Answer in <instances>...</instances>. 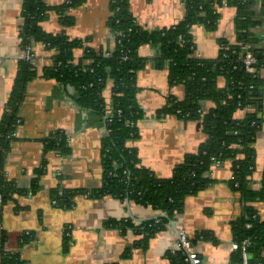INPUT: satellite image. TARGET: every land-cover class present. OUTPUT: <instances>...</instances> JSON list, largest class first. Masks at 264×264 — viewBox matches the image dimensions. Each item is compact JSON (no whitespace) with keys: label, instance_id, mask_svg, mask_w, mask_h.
<instances>
[{"label":"crops","instance_id":"obj_1","mask_svg":"<svg viewBox=\"0 0 264 264\" xmlns=\"http://www.w3.org/2000/svg\"><path fill=\"white\" fill-rule=\"evenodd\" d=\"M68 1L44 0L50 7ZM113 1L84 0L70 10L73 23L68 26L58 11H51L40 26L47 34H65L69 40L83 42L73 52L75 63L84 59L88 49L111 55L117 42L110 25ZM128 2L137 26L148 32L174 27L186 16V0ZM23 10L24 0H0V124L25 59ZM254 11L261 19L254 33L264 48V9L258 5ZM219 13L215 30L200 24L190 30L199 57L218 60L221 41H237L236 8L225 5ZM31 46L37 76L27 85L20 122L3 163L5 180L25 191L17 193L3 209L6 248L19 254L23 264H172L169 255L178 241V231L184 230L202 264H232L233 224L244 214V205L231 183V163L214 164L207 175L209 185L188 196L184 212L146 240L142 232L146 224H158L167 214L132 198L100 194L105 182V120L78 104L75 87L45 75L56 52L42 42ZM139 54L150 63L136 75V98L143 118L136 124L137 137L128 146L136 149L141 168L156 178L170 179L188 155L199 153L209 135L199 121L168 111L173 99L185 100L186 88L172 84L168 70L152 63L160 55L159 48L144 45ZM260 75L264 80V68ZM218 84L223 88L225 78H219ZM112 86L109 81L104 91L107 104L112 100ZM204 106L209 111L215 104L207 101ZM245 115L241 110L236 118ZM51 141H63L64 149L48 148ZM253 146L256 160L250 187L258 191L264 185V128ZM65 192L74 193L71 206L55 204ZM252 206L264 219V202ZM119 222L129 226L121 227Z\"/></svg>","mask_w":264,"mask_h":264},{"label":"trees","instance_id":"obj_2","mask_svg":"<svg viewBox=\"0 0 264 264\" xmlns=\"http://www.w3.org/2000/svg\"><path fill=\"white\" fill-rule=\"evenodd\" d=\"M83 3L84 0H69L62 6L50 7L44 0H24L22 38L25 48L34 42H42L48 49L54 50V64L46 70L45 75L75 87L79 92L78 104L98 113L104 120L108 110L104 91L108 82H113V121H105V182L100 194H112L121 199L132 198L145 206L165 212L167 218H159L158 224L149 222L142 230L147 240L149 234L163 230L170 219L184 212L188 196L209 185L207 175L214 164L230 162L233 172L231 183L244 205V214L233 224L234 242L242 245L245 240H249L247 251L250 264H263L264 219L252 203L264 202V185L261 190L255 191L251 189L250 182L256 160L253 145L257 134L264 128V80L260 75L264 65V48L259 46L260 40L254 33V29L261 23L254 8L260 5L264 9V0H186L184 20L174 27L155 32L137 26L129 12L128 0H114V17L110 25L116 35L115 51L111 55H104L88 49L84 59L75 63L73 52L83 42L69 40L65 34H47L40 23L51 11H58L68 26L73 23V18L69 16L70 10ZM225 5L237 10L236 43L221 41L222 46H227L228 50L222 48L218 60L197 56L191 28L200 24L208 30H215L220 17L219 9ZM243 43L251 45L257 56V73L247 72L239 57L232 54L233 50H240ZM144 45L159 48L160 55L152 63L168 70L172 84H183L186 88L185 100L180 102L173 99L168 111L178 114L182 110L187 115L184 119L199 121L209 135L199 153L188 155L170 179L156 178L141 168L136 149L128 146V142L137 137L136 124L143 118L136 98V75L150 63L139 54ZM125 56H128L126 61L123 60ZM36 76L35 65L25 58L20 64L15 87L0 124V264H23L19 254L6 248L7 235L1 223L4 207L17 193L25 191L17 190L5 180L3 163L9 142L20 122L19 111L27 85ZM221 77L226 80L223 88L218 84ZM207 101L215 104L209 111L204 109ZM118 110H122L120 116ZM241 110L246 111V115L238 119L236 113ZM57 143L49 142L48 148L63 150V141ZM36 189L35 182L32 191ZM73 196L74 193L65 192L56 200L57 204L71 206ZM119 224L124 228L129 226L128 222ZM169 258L172 264H191L187 256L181 253L170 254ZM231 263H243L241 248L234 251Z\"/></svg>","mask_w":264,"mask_h":264},{"label":"built area","instance_id":"obj_3","mask_svg":"<svg viewBox=\"0 0 264 264\" xmlns=\"http://www.w3.org/2000/svg\"><path fill=\"white\" fill-rule=\"evenodd\" d=\"M223 50H228V47L223 45L222 46ZM232 54L237 55L239 57V61L242 62L243 66L245 67L246 71L249 73H257V64H258V59L257 56L255 55V52L252 49V46L246 43L241 44L240 50H233ZM225 57H228L227 54H225ZM25 58L31 60L34 63L35 60V52L34 49L31 45H27L25 48ZM123 60H128V56L123 57ZM264 68V65H263ZM108 110L105 114V121L106 122H112L113 117L111 113V103L108 104ZM122 114V110H118V116ZM178 115H181L183 118H185L187 115L182 112V110L178 111ZM14 135V134H13ZM12 135V136H13ZM219 162H217L218 164ZM238 187V184H236ZM1 202V200H0ZM55 204H57V201H54ZM250 245L249 240H245L242 245L238 243H233L232 247L235 251L239 250V248L242 249V258H243V263L242 264H250L249 259L250 255L247 251L248 247ZM181 253L183 255L187 256V259L192 262L193 264H202V258L193 251V243L189 237V235L184 231V230H179L178 231V241L176 245L172 248V254H178ZM262 264V263H259Z\"/></svg>","mask_w":264,"mask_h":264},{"label":"water","instance_id":"obj_4","mask_svg":"<svg viewBox=\"0 0 264 264\" xmlns=\"http://www.w3.org/2000/svg\"><path fill=\"white\" fill-rule=\"evenodd\" d=\"M191 264H193V263L191 262ZM204 264H206V262H204Z\"/></svg>","mask_w":264,"mask_h":264}]
</instances>
